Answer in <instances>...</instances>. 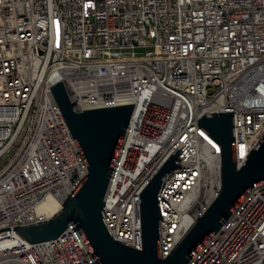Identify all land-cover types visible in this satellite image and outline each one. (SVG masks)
Returning a JSON list of instances; mask_svg holds the SVG:
<instances>
[{
	"label": "built area",
	"instance_id": "1",
	"mask_svg": "<svg viewBox=\"0 0 264 264\" xmlns=\"http://www.w3.org/2000/svg\"><path fill=\"white\" fill-rule=\"evenodd\" d=\"M60 80L76 110L135 105L103 208L115 239L143 248L140 192L183 146L157 195L166 257L222 188L221 145L198 119L234 110L239 167L264 134V0H0V228L49 219V197L87 174ZM0 264L98 262L72 223L36 243L0 230ZM187 264H264V183Z\"/></svg>",
	"mask_w": 264,
	"mask_h": 264
},
{
	"label": "water",
	"instance_id": "2",
	"mask_svg": "<svg viewBox=\"0 0 264 264\" xmlns=\"http://www.w3.org/2000/svg\"><path fill=\"white\" fill-rule=\"evenodd\" d=\"M87 165V174L63 200L60 210L46 220L1 227L17 229L32 243L57 238L70 224L82 233L98 264H187L228 220L255 186L264 183V134L239 167L236 158L234 110L202 115L198 124L222 150V188L208 208L164 257L161 210L158 201L166 179L179 163L176 147L140 192L143 248L115 239L103 216L105 196L129 127L134 103L76 110L65 83L51 86Z\"/></svg>",
	"mask_w": 264,
	"mask_h": 264
},
{
	"label": "bare ground",
	"instance_id": "3",
	"mask_svg": "<svg viewBox=\"0 0 264 264\" xmlns=\"http://www.w3.org/2000/svg\"><path fill=\"white\" fill-rule=\"evenodd\" d=\"M146 172L145 169L143 170L141 167H138L131 175L130 180L133 181V183H138L146 176ZM61 205L62 203L59 200L54 197H49L45 206L46 209L48 208V217L56 214L60 210Z\"/></svg>",
	"mask_w": 264,
	"mask_h": 264
},
{
	"label": "rangeland",
	"instance_id": "4",
	"mask_svg": "<svg viewBox=\"0 0 264 264\" xmlns=\"http://www.w3.org/2000/svg\"><path fill=\"white\" fill-rule=\"evenodd\" d=\"M149 48H151V47H149ZM147 49H148V48H145V47H138L136 50H137L138 52H145Z\"/></svg>",
	"mask_w": 264,
	"mask_h": 264
}]
</instances>
